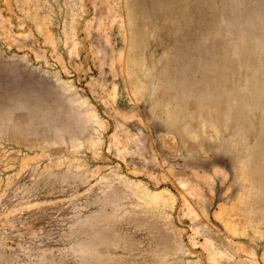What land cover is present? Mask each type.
Segmentation results:
<instances>
[{"label": "rangeland", "instance_id": "rangeland-1", "mask_svg": "<svg viewBox=\"0 0 264 264\" xmlns=\"http://www.w3.org/2000/svg\"><path fill=\"white\" fill-rule=\"evenodd\" d=\"M0 264H264V0H0Z\"/></svg>", "mask_w": 264, "mask_h": 264}]
</instances>
